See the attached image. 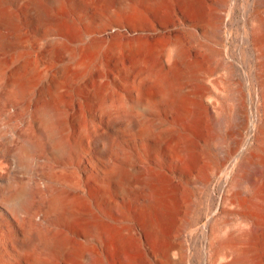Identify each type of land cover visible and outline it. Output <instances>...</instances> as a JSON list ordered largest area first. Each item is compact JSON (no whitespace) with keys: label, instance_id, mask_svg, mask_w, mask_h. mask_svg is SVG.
Masks as SVG:
<instances>
[{"label":"bare ground","instance_id":"6f19581e","mask_svg":"<svg viewBox=\"0 0 264 264\" xmlns=\"http://www.w3.org/2000/svg\"><path fill=\"white\" fill-rule=\"evenodd\" d=\"M204 1L0 0V264H177L185 189L213 178L200 264H264V0L253 114L170 30Z\"/></svg>","mask_w":264,"mask_h":264},{"label":"rangeland","instance_id":"374dc122","mask_svg":"<svg viewBox=\"0 0 264 264\" xmlns=\"http://www.w3.org/2000/svg\"><path fill=\"white\" fill-rule=\"evenodd\" d=\"M204 2L207 14L205 12L203 22L187 16L182 17L180 12H171L170 30L184 40L192 57L197 55L202 59L207 78L217 81L220 89L212 86L214 90L210 94L217 105L223 107L226 102L233 106L243 104L253 114L260 101L257 79L260 59L251 44V20L258 8L257 4L255 0ZM215 30L219 32L217 35L211 33ZM105 73L112 77L116 75V70L108 65ZM207 134L205 130V138ZM249 134L248 131L245 132L246 136ZM114 147L119 146L114 144ZM83 151L93 160V151L88 145ZM119 157V151L114 150V161ZM216 181L213 178L208 186L197 184L190 187V191L185 189L186 198H182L181 215L178 217L185 229L178 225V229H173L169 234L177 264H200L204 244L202 235L194 230L205 223L209 212L217 211L219 193L214 190ZM73 256L63 261L54 260L55 264H79V258ZM50 260L53 261L52 258Z\"/></svg>","mask_w":264,"mask_h":264}]
</instances>
